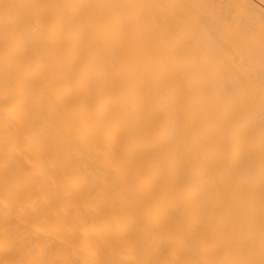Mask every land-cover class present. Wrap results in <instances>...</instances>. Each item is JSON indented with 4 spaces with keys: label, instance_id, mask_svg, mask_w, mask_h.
I'll return each mask as SVG.
<instances>
[{
    "label": "bare ground",
    "instance_id": "1",
    "mask_svg": "<svg viewBox=\"0 0 264 264\" xmlns=\"http://www.w3.org/2000/svg\"><path fill=\"white\" fill-rule=\"evenodd\" d=\"M0 264H264V0H0Z\"/></svg>",
    "mask_w": 264,
    "mask_h": 264
}]
</instances>
